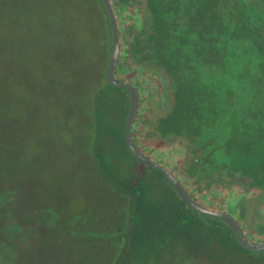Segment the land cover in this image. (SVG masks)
I'll use <instances>...</instances> for the list:
<instances>
[{"label":"rangeland","instance_id":"1","mask_svg":"<svg viewBox=\"0 0 264 264\" xmlns=\"http://www.w3.org/2000/svg\"><path fill=\"white\" fill-rule=\"evenodd\" d=\"M53 3L0 0V253L9 264H264V249L226 232L218 246L219 221L166 184L151 212L133 211L107 167L117 150L119 165L140 163L121 142L120 119L95 115L112 101L111 89L100 94L109 20L100 0ZM253 228L264 240V226ZM120 234L139 250L122 249Z\"/></svg>","mask_w":264,"mask_h":264},{"label":"flooded vegetation","instance_id":"2","mask_svg":"<svg viewBox=\"0 0 264 264\" xmlns=\"http://www.w3.org/2000/svg\"><path fill=\"white\" fill-rule=\"evenodd\" d=\"M110 2L120 45L113 75L138 94L130 129L135 146L170 170L198 203L233 216L247 241L263 242L253 226H264V0ZM120 88L125 124L129 90ZM177 103L187 121L201 120L199 126L186 124L183 135L164 128ZM206 135L212 141L201 148ZM210 146L213 160L204 155ZM199 157L212 168L209 176L194 170ZM139 161L162 174L153 183L163 181L186 204L160 170ZM119 236L121 248L131 242ZM0 264H9L2 253Z\"/></svg>","mask_w":264,"mask_h":264},{"label":"trees","instance_id":"3","mask_svg":"<svg viewBox=\"0 0 264 264\" xmlns=\"http://www.w3.org/2000/svg\"><path fill=\"white\" fill-rule=\"evenodd\" d=\"M112 39V37H111ZM111 89L112 93L109 94V98L112 99V101L107 105V103H105L104 105H100V103L96 106V116H107L108 113H110V116H115L118 117L117 119H120L121 117H124L125 115V111L127 109L126 107V101L123 98V88L120 87H115V86H110L106 83V86L102 89L103 93L101 92L100 94L103 95H107L109 88ZM99 94V96H100ZM107 102V100H106ZM176 111V112H175ZM183 112H184V107L181 103H177L175 105V108L167 111L168 116H170L167 120L166 123H164V128H170V129H174L175 132L177 134L183 135L182 133V129L183 127L190 123L191 125H200L201 120L199 118L196 119H191L189 121L186 120L187 116H183ZM175 113V114H174ZM114 117V118H115ZM194 117V116H192ZM207 117V116H206ZM217 116H212V123H214L215 118ZM120 123H122L121 125V132L123 129V125H124V120L121 121ZM133 133H136V130L133 129ZM227 137V136H225ZM105 140V139H103ZM211 138L206 135L205 137H201L200 138V146L201 148L203 147V144H206L208 142H210ZM212 141V140H211ZM226 141L230 142V138L227 137ZM225 141V142H226ZM104 142V141H103ZM105 144H108L109 142L105 141ZM121 142L123 143L124 147L126 148L123 139L121 137ZM224 142V144H225ZM116 146L117 148V144H111ZM110 145V146H111ZM126 150L128 151V149L126 148ZM213 150V146H210L208 150H205L204 155L207 157L208 160H213L214 159V155L215 153L212 151ZM109 151V150H108ZM228 151V150H227ZM129 152V151H128ZM112 152H110L109 154H111ZM222 156H227V152L226 150H223L222 152ZM117 157H111L110 159L112 160V163L110 164V168L107 167V173H109V175L112 177V180H114L116 182V184L118 183L119 185V189L122 190L125 195H127L132 203H133V211L134 212H138L141 214V216H146L149 212H151L152 208H149L148 206L153 204L152 202H150L149 200L152 199V196L149 193L152 192H162L164 193V187L163 189H159L158 191H153V182L154 180H158L159 177H163L162 174L150 167H147L145 165H139V164H130L127 166H123L122 164L119 165L115 159H119L120 160V155L122 154L119 150H117L116 152ZM109 156V155H108ZM136 158V157H135ZM115 160V161H114ZM136 160H138L136 158ZM225 161V159H222ZM139 161V160H138ZM140 162V161H139ZM207 162L203 159L196 158L195 159V167L194 170H196L198 172V174H200L201 176H203V169H205V171H207L206 175L209 176V172L212 171V168L210 167V165H207ZM106 170V167L103 166ZM160 184L164 185L163 181H159ZM150 195V196H149ZM138 214V215H140ZM215 219H217L219 221V223L214 224V226L212 227V232L211 235L212 237H210V239H214V241L216 242V244H218V246H220L221 248L224 247V244H226V240L224 238L225 237V232L228 233L230 235V237L237 243L236 238L234 236V234L231 232L230 228H228L224 222H222V220H220L217 217H214ZM133 223V222H132ZM118 236V241H120V236ZM131 242H127V245L125 246V250H133V251H138L139 249L137 247H134L136 244H138V238L136 237H131L130 239ZM134 240L136 242H134ZM227 247V246H226ZM123 249V248H122ZM148 264V263H146Z\"/></svg>","mask_w":264,"mask_h":264},{"label":"water","instance_id":"4","mask_svg":"<svg viewBox=\"0 0 264 264\" xmlns=\"http://www.w3.org/2000/svg\"><path fill=\"white\" fill-rule=\"evenodd\" d=\"M102 3L104 5V8L106 10V14L109 20L110 29H111V37H112V51L107 63V68L105 72V79L108 84L113 86H120L128 88L129 90V106L127 111V116L125 119L124 124V142L127 147V149L130 151L131 154H133L135 157H137L139 160L143 161L148 166L154 167L158 170H160L165 177L168 179V181L172 184L176 192L179 194V196L186 202V204L191 207L193 210L204 213L211 216H217L220 219H222L233 231L235 234L238 242L245 248L249 250H261L264 249V241L263 242H250L247 241L235 220V218L228 213L224 211H219L210 207H206L200 203H198L196 200H194L188 192L185 190L183 185L180 183L178 178L166 167L160 165L159 163L152 160L149 156H147L145 153L141 152L134 144L133 139L130 134V129L132 126V122L134 119L135 111L138 104V94L136 89L133 87V85L119 81L115 76L113 75V72L115 70L118 56H119V36H118V25L117 20L114 14V10L112 7V4L110 0H102Z\"/></svg>","mask_w":264,"mask_h":264}]
</instances>
